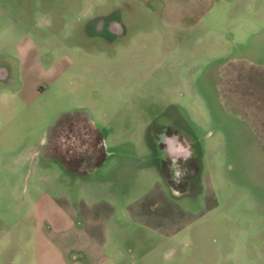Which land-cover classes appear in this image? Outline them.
Masks as SVG:
<instances>
[{
	"label": "rangeland",
	"instance_id": "rangeland-1",
	"mask_svg": "<svg viewBox=\"0 0 264 264\" xmlns=\"http://www.w3.org/2000/svg\"><path fill=\"white\" fill-rule=\"evenodd\" d=\"M8 1L0 264H264V0ZM91 13L126 33L87 39ZM82 112L107 152L83 173L46 155L52 124ZM165 128L194 157L181 194L162 167ZM100 198L115 213L85 221L81 201Z\"/></svg>",
	"mask_w": 264,
	"mask_h": 264
},
{
	"label": "flooded vegetation",
	"instance_id": "flooded-vegetation-1",
	"mask_svg": "<svg viewBox=\"0 0 264 264\" xmlns=\"http://www.w3.org/2000/svg\"><path fill=\"white\" fill-rule=\"evenodd\" d=\"M7 2L9 1L0 0V7H5ZM87 17L82 29L87 39L112 44L126 33V26L115 17L114 13H91ZM0 82L7 84L13 82L11 70L2 63H0ZM47 136L46 155L57 158L63 166L72 170L82 173L94 170L106 159L103 134L86 112L57 119L50 127ZM159 144L163 153L162 167L166 174L165 179L177 193L185 192L187 187L182 189L178 187L186 185L180 178L188 170V163L194 158L190 143L183 135L165 128L161 132Z\"/></svg>",
	"mask_w": 264,
	"mask_h": 264
},
{
	"label": "crops",
	"instance_id": "crops-1",
	"mask_svg": "<svg viewBox=\"0 0 264 264\" xmlns=\"http://www.w3.org/2000/svg\"><path fill=\"white\" fill-rule=\"evenodd\" d=\"M178 194H181V193H178ZM80 205H83L80 208V213L82 217L84 218V220L85 219L96 220L97 218L102 217V216L110 217L116 211L114 205H112L111 202L107 201L104 198H100L98 201H95L91 205L87 201L82 200ZM135 219H136L135 221H141V219L140 220L137 218ZM149 226L153 229H159V227L156 226L154 223L149 222ZM105 230H106L105 228L100 227L98 224L97 225L91 224V227L86 229L85 232H83L86 238L94 245V248L96 249V251L98 250L102 251L101 249L105 245V241H106V237H105L106 231ZM171 232L169 233L172 234ZM94 253L95 252L93 251L91 254H94ZM98 264H102V263H98Z\"/></svg>",
	"mask_w": 264,
	"mask_h": 264
},
{
	"label": "trees",
	"instance_id": "trees-1",
	"mask_svg": "<svg viewBox=\"0 0 264 264\" xmlns=\"http://www.w3.org/2000/svg\"><path fill=\"white\" fill-rule=\"evenodd\" d=\"M259 126H257L255 129L257 130V131H259V133H262L261 132V126L258 128Z\"/></svg>",
	"mask_w": 264,
	"mask_h": 264
}]
</instances>
